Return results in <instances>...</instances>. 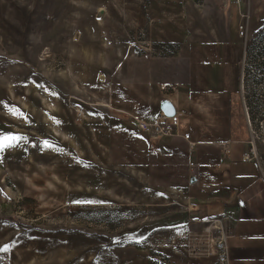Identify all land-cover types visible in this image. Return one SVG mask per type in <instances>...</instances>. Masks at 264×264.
Here are the masks:
<instances>
[{"label": "rangeland", "instance_id": "1", "mask_svg": "<svg viewBox=\"0 0 264 264\" xmlns=\"http://www.w3.org/2000/svg\"><path fill=\"white\" fill-rule=\"evenodd\" d=\"M165 99L226 101L264 162V0H0V264H228L138 127Z\"/></svg>", "mask_w": 264, "mask_h": 264}, {"label": "crops", "instance_id": "2", "mask_svg": "<svg viewBox=\"0 0 264 264\" xmlns=\"http://www.w3.org/2000/svg\"><path fill=\"white\" fill-rule=\"evenodd\" d=\"M165 100L188 118L189 126L184 131L180 128V137H171L176 138L173 149L156 151V164L171 175L179 172L181 180H175L190 193L201 219H218L229 226L228 264H264V162L244 160L250 152L246 122L240 116H227L231 106L224 99V109L213 119L198 115L195 107ZM160 113L161 107L156 116ZM210 121L214 123L211 132ZM187 134L196 143L190 150L182 137Z\"/></svg>", "mask_w": 264, "mask_h": 264}, {"label": "built area", "instance_id": "3", "mask_svg": "<svg viewBox=\"0 0 264 264\" xmlns=\"http://www.w3.org/2000/svg\"><path fill=\"white\" fill-rule=\"evenodd\" d=\"M240 30V36L243 38H248V32L245 26L241 25L239 27ZM180 123H181V115L176 113L172 117L166 116L164 113H160L155 118H153L152 121H139L138 127L142 131H146L148 133H151L153 135L159 136V137H180ZM249 127H252L251 121L248 119ZM185 140L189 141L192 146H195L196 143L191 142V135L187 134L182 136ZM256 139H253V142H249V145L251 147V150L248 154L244 156V160L246 161H252L256 160L259 156V150L256 146ZM225 146V145H224ZM226 261L228 263V253H227V247H226V253H225Z\"/></svg>", "mask_w": 264, "mask_h": 264}, {"label": "water", "instance_id": "4", "mask_svg": "<svg viewBox=\"0 0 264 264\" xmlns=\"http://www.w3.org/2000/svg\"><path fill=\"white\" fill-rule=\"evenodd\" d=\"M103 14H104V11L101 10L98 13L97 18L101 19ZM160 107H161V111L168 117L174 116L177 112L174 104L169 100H163L160 104Z\"/></svg>", "mask_w": 264, "mask_h": 264}, {"label": "snow or ice", "instance_id": "5", "mask_svg": "<svg viewBox=\"0 0 264 264\" xmlns=\"http://www.w3.org/2000/svg\"><path fill=\"white\" fill-rule=\"evenodd\" d=\"M16 137H3L0 138V148H3L6 142L16 140Z\"/></svg>", "mask_w": 264, "mask_h": 264}]
</instances>
